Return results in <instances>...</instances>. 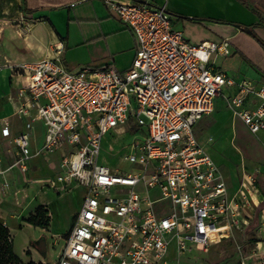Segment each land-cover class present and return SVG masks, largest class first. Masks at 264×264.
Wrapping results in <instances>:
<instances>
[{
  "label": "built area",
  "instance_id": "obj_1",
  "mask_svg": "<svg viewBox=\"0 0 264 264\" xmlns=\"http://www.w3.org/2000/svg\"><path fill=\"white\" fill-rule=\"evenodd\" d=\"M102 1L136 37L131 68L71 71L62 47L51 58L15 66L24 78L17 113L25 121L17 132L0 121L2 137L17 148L12 167L25 177L33 158L61 152L56 177L39 183L86 188L54 264H203L186 263L192 259L186 256L208 252L239 227L258 204L259 188L247 173L230 193L195 127L223 97L234 117L258 134L264 130V83L216 71L212 57L230 54L229 40L190 43L174 28L166 5ZM225 88L237 93L228 95ZM250 95L259 98L257 107H246ZM131 118L143 137L131 144L121 168L100 164L103 137ZM36 122L45 126V138L33 152ZM128 164L130 171H124Z\"/></svg>",
  "mask_w": 264,
  "mask_h": 264
},
{
  "label": "crops",
  "instance_id": "obj_2",
  "mask_svg": "<svg viewBox=\"0 0 264 264\" xmlns=\"http://www.w3.org/2000/svg\"><path fill=\"white\" fill-rule=\"evenodd\" d=\"M126 1L140 2L142 0ZM143 1L152 7L166 5L172 16L174 28L182 31L185 38L192 44L198 45L204 41L221 42L228 39L230 54L212 57V65L216 71H221L236 81L249 79L257 86L264 83V0ZM84 22L96 25L97 29L86 32L82 27ZM76 23L79 29L73 30V25ZM121 34L128 35V43L122 46L119 43L114 45L110 41L111 38ZM103 40L106 41V49L96 58L95 68L114 65L121 73L129 70L137 53L136 37L128 26L111 13L102 0H0V54L6 60V68L0 70V121L8 122L13 132L20 131L25 121V118L17 113L16 105L11 100L13 96H18L14 93L15 83L18 87L21 84L24 86L23 77L18 76L12 79L13 67L51 58L54 56L55 47H62V58L66 63L64 53H67L71 42L75 46L89 47L97 46L96 44ZM11 79L14 83L12 85ZM224 92L234 95L237 89L225 88ZM259 103L258 97L250 95L247 98L246 107H257ZM7 105L10 106L9 112L5 109ZM214 112H219V115L224 112L232 114V117L220 115L219 119L230 120L232 123V145L243 164L248 167L247 170L243 168V175L254 173L264 178V130L256 135L251 134L244 123L234 117L223 97L215 100ZM37 124H40L44 130L38 146H36L34 134ZM198 124L195 127V134L207 148L214 143V137L209 135L206 142H202L196 131ZM0 137L2 138L1 132ZM44 138L45 126L42 122H36L31 138L33 152L42 146ZM11 146L13 150L7 155V162L12 165L16 159L17 148L12 144ZM211 156L221 169L212 153ZM60 159L61 152L49 157H35L29 162V170L34 168L39 170L42 164H46L49 168L56 165L58 170ZM227 174L230 176L224 173L229 191L233 193L238 189L241 179L238 178L236 184L232 186V183L230 185L231 176L234 180L235 177L229 172ZM257 199L258 204L254 206L248 218L254 215L249 227H254L257 248L261 250L264 247V195L260 189ZM259 205V211L256 212V207ZM75 219L76 215L71 228ZM244 220L245 218L241 219V221ZM43 246L45 247L41 244L42 249ZM186 257L192 258L186 263L198 261L193 255ZM33 261L50 264L41 258Z\"/></svg>",
  "mask_w": 264,
  "mask_h": 264
},
{
  "label": "rangeland",
  "instance_id": "obj_3",
  "mask_svg": "<svg viewBox=\"0 0 264 264\" xmlns=\"http://www.w3.org/2000/svg\"><path fill=\"white\" fill-rule=\"evenodd\" d=\"M78 23L73 25L74 29H79ZM86 32L97 29L96 25L84 22L82 26ZM114 45L118 43L122 46L128 43V35H117L110 40ZM91 46H75L71 42L67 53H64L66 67L71 71H78L84 67H94L95 60L103 54L106 49V41ZM6 68V60L0 54V70ZM13 77H18L17 68L13 67ZM11 79V85L14 84ZM22 85V84H21ZM15 83V92L21 90ZM16 105V111L21 105L19 96L11 99ZM7 112L10 106L7 105ZM221 113V112H220ZM220 115H229L224 112ZM219 112L205 117L197 126V135L202 142H206L207 137L212 135L214 143L207 146L209 153L220 164L225 175L231 176L232 186L236 184L238 178L241 179L244 170H247L238 153L234 149L231 141V121L219 119ZM232 117V114H230ZM229 115V116H230ZM36 146L42 140L44 130L37 124L35 131ZM143 137V131L138 128L133 118H131L119 132L110 131L103 137L99 163L109 166L111 169L121 168L124 164L122 159L131 152L130 146ZM13 147L9 138L0 137V214L9 226L14 240V251L23 261L44 259L50 264L58 261L61 252L66 244L61 237L66 234L73 224L75 215L80 211L82 200L86 193V188L73 183L69 187L54 189L38 180L56 177L57 166L49 168L42 164L40 169L28 170L25 177L17 167H12L7 162V155L11 153ZM17 158V155H16ZM55 158V157H54ZM56 164V159L54 160ZM58 165V164H57ZM124 171H130L129 164ZM253 173V172H251ZM254 174V173H253ZM256 186L264 195V178L254 174ZM24 177V178H23ZM39 206L48 209L43 222H48L45 228L29 224L25 220L34 216ZM254 206L250 209H254ZM256 207V212L259 211ZM255 212V213H256ZM239 227L220 243L213 245L208 252L193 251L191 255L203 264H263L264 247L258 249L254 227H249L252 218L244 217ZM39 221V220H38ZM60 238V239H59ZM41 244H44L43 249ZM173 254V253H172Z\"/></svg>",
  "mask_w": 264,
  "mask_h": 264
},
{
  "label": "trees",
  "instance_id": "obj_4",
  "mask_svg": "<svg viewBox=\"0 0 264 264\" xmlns=\"http://www.w3.org/2000/svg\"><path fill=\"white\" fill-rule=\"evenodd\" d=\"M48 209H45L44 206H39L36 210V214L27 218L25 221L29 224L40 226L45 228L46 225H49L48 222H43V218ZM39 220V221H38ZM0 264H43L36 263L33 260L28 262L23 261L18 257L14 251V240L11 230L7 223L3 220L0 215Z\"/></svg>",
  "mask_w": 264,
  "mask_h": 264
},
{
  "label": "water",
  "instance_id": "obj_5",
  "mask_svg": "<svg viewBox=\"0 0 264 264\" xmlns=\"http://www.w3.org/2000/svg\"><path fill=\"white\" fill-rule=\"evenodd\" d=\"M140 2H142V3H145L143 0H142V1H140Z\"/></svg>",
  "mask_w": 264,
  "mask_h": 264
}]
</instances>
